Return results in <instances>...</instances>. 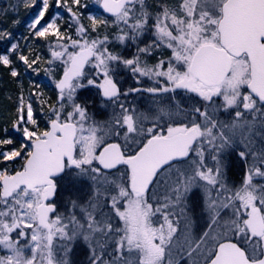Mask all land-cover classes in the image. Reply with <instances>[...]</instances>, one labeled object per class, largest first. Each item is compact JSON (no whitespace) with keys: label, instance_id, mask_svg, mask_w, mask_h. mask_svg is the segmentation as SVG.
Listing matches in <instances>:
<instances>
[{"label":"snow or ice","instance_id":"6c2138e0","mask_svg":"<svg viewBox=\"0 0 264 264\" xmlns=\"http://www.w3.org/2000/svg\"><path fill=\"white\" fill-rule=\"evenodd\" d=\"M94 3L28 25L55 102L20 79L39 54H0L22 136L0 130V264H264V0Z\"/></svg>","mask_w":264,"mask_h":264},{"label":"flooded vegetation","instance_id":"af4514ba","mask_svg":"<svg viewBox=\"0 0 264 264\" xmlns=\"http://www.w3.org/2000/svg\"><path fill=\"white\" fill-rule=\"evenodd\" d=\"M50 7L48 13L45 15V20L41 23L44 24L48 20H50L53 16L60 11V8L56 6V0H49ZM18 0H0V31H8L12 35L10 37H6L4 39H0V54H9L10 57L15 60L16 54L10 52L11 44L17 43L22 51L25 54H28L29 49H32V55L39 54L42 57V62L40 64V72L39 74H34L30 70L28 72L24 71L23 65L17 62V66L21 71L20 79L23 80L25 87L27 88L29 81L38 82L41 85V88L45 94V96L51 98V102H55L56 99V90L53 83V77L58 78L61 74V69L59 66H56V71L52 74V76L46 75L44 73V68L47 67L46 61L50 58V53L48 52V44L42 39H35L28 28L29 23L32 18L36 15L39 6L40 0H37V4L35 7L26 8L22 3L13 10V5H17ZM7 9V12H3L2 10ZM60 13V12H59ZM13 20H18V24H13ZM68 20V14L66 15V21ZM57 23L62 24L60 19H57ZM67 25L65 24V27ZM125 79L124 87H127L133 83L130 76L127 73L122 74ZM7 89L8 93H6V101H7V112L6 115L8 120L0 123V130L7 128L8 136L13 139L14 145L18 146L22 142V136L20 133L14 132L12 130L11 124L14 119L15 113V99L18 94V86L16 81L9 75V70L7 67L0 65V91ZM96 89H84L82 93L86 94L88 99L95 98ZM27 95V93H25ZM11 96V100L8 98ZM98 96V95H97ZM99 97V96H98ZM97 99V98H96ZM94 99V101L96 100ZM34 108L36 109L37 119L41 123V127H44V116L40 113V106L34 103ZM47 109H45V112ZM100 116V113H96ZM2 136V135H1ZM11 147V146H7ZM238 178V177H237Z\"/></svg>","mask_w":264,"mask_h":264},{"label":"rangeland","instance_id":"374dc122","mask_svg":"<svg viewBox=\"0 0 264 264\" xmlns=\"http://www.w3.org/2000/svg\"><path fill=\"white\" fill-rule=\"evenodd\" d=\"M82 3L87 4V7L86 8H81L80 9V11L83 13V23H85L86 25L90 23L88 21V19H87V16L89 14V9H92L93 10V13L92 14L105 15L103 13V11H101V9H99L98 6L94 3V0H82ZM69 4H71V0H69ZM59 8H60V11H59L60 13L59 12H57V13H59L60 18H58V19H60V21L63 24L66 21V15L68 13L66 12V10L63 7H59ZM103 31L104 30L101 29V32L102 33H103ZM108 31H109V33H112L114 30L111 29V28H109ZM93 35H95V34H93ZM113 50L120 51V47L118 45H114L113 46ZM129 52H130V50L129 51H126L125 54L126 55L129 54ZM95 95H96L95 98L92 99V97H91V99H88L86 97V94L83 93V97L82 98H87L88 100H90V101L93 102V103L90 104V111L91 112H93V113H101L102 110L99 108V99L100 98L97 96V92H95ZM5 97H6V95H5ZM94 99H96V100L94 101ZM141 106H143V101H141ZM7 116L8 115H6V110H4L3 113L0 112V123H3L5 121H7L8 120ZM105 116H106V113H105ZM0 138H5V137L3 135L2 136L0 135Z\"/></svg>","mask_w":264,"mask_h":264},{"label":"trees","instance_id":"16d2710c","mask_svg":"<svg viewBox=\"0 0 264 264\" xmlns=\"http://www.w3.org/2000/svg\"><path fill=\"white\" fill-rule=\"evenodd\" d=\"M8 93L7 89L0 91V112H4L6 110L7 112V101L5 98V94Z\"/></svg>","mask_w":264,"mask_h":264},{"label":"water","instance_id":"95a60500","mask_svg":"<svg viewBox=\"0 0 264 264\" xmlns=\"http://www.w3.org/2000/svg\"><path fill=\"white\" fill-rule=\"evenodd\" d=\"M102 10V9H101Z\"/></svg>","mask_w":264,"mask_h":264}]
</instances>
